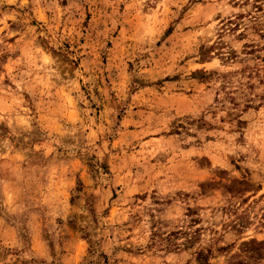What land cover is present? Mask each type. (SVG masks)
I'll return each mask as SVG.
<instances>
[{"label":"rangeland","instance_id":"rangeland-1","mask_svg":"<svg viewBox=\"0 0 264 264\" xmlns=\"http://www.w3.org/2000/svg\"><path fill=\"white\" fill-rule=\"evenodd\" d=\"M251 240L264 0H0V264H264Z\"/></svg>","mask_w":264,"mask_h":264},{"label":"trees","instance_id":"trees-1","mask_svg":"<svg viewBox=\"0 0 264 264\" xmlns=\"http://www.w3.org/2000/svg\"><path fill=\"white\" fill-rule=\"evenodd\" d=\"M239 35H244V34H243V33H240ZM248 243H255V244H257V245H262V244H264L263 242H256V241H253V240H251V241L248 242ZM198 259H199V261L204 260L202 264H208L206 258L203 257V254H202L201 252H198Z\"/></svg>","mask_w":264,"mask_h":264}]
</instances>
